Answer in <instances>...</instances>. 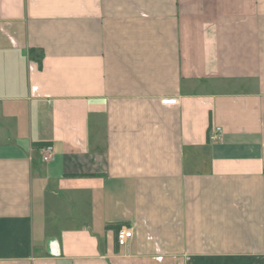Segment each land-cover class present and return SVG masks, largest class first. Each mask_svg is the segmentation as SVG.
<instances>
[{"label":"crops","instance_id":"0c3cea01","mask_svg":"<svg viewBox=\"0 0 264 264\" xmlns=\"http://www.w3.org/2000/svg\"><path fill=\"white\" fill-rule=\"evenodd\" d=\"M0 264H264V0H0Z\"/></svg>","mask_w":264,"mask_h":264},{"label":"built area","instance_id":"2783aa9c","mask_svg":"<svg viewBox=\"0 0 264 264\" xmlns=\"http://www.w3.org/2000/svg\"><path fill=\"white\" fill-rule=\"evenodd\" d=\"M176 99H166L164 100L165 103H176ZM222 127L217 125L214 127H211L209 130V140L210 141H217L220 138ZM44 159L45 160H52L55 156L54 147L51 144H47L44 147ZM134 237V231L133 228L128 226H122L117 231V241L120 246L124 247L127 251H129L131 246V241Z\"/></svg>","mask_w":264,"mask_h":264},{"label":"trees","instance_id":"16d2710c","mask_svg":"<svg viewBox=\"0 0 264 264\" xmlns=\"http://www.w3.org/2000/svg\"><path fill=\"white\" fill-rule=\"evenodd\" d=\"M32 52V54L34 53L33 51H31ZM34 55V54H33Z\"/></svg>","mask_w":264,"mask_h":264}]
</instances>
